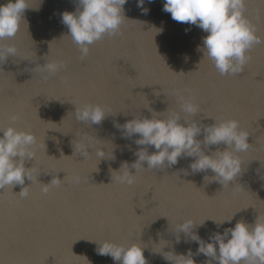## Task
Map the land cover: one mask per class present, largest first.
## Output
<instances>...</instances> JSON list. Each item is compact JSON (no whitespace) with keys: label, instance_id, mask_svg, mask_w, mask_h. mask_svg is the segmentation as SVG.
<instances>
[{"label":"water","instance_id":"95a60500","mask_svg":"<svg viewBox=\"0 0 264 264\" xmlns=\"http://www.w3.org/2000/svg\"><path fill=\"white\" fill-rule=\"evenodd\" d=\"M28 5L15 38L0 42L18 50L17 57L0 65V127L35 135V160L24 166L33 169L36 180L0 189V264H119L97 254L104 241L140 244L147 264H172L156 252L179 255L198 248L183 233L175 243V227L185 219L201 223L232 217L219 227L208 220L194 228L205 242L239 221L253 226L257 217L264 219V42L247 53L251 59L243 72L221 76L201 50L207 33L174 21L163 11L164 0H145L147 14L137 0H128L121 34L91 45L82 60L60 22L61 13L76 10L77 0H28ZM244 16L264 41V0H246ZM53 61L65 67L46 81L41 76L47 73L24 71ZM176 94L199 105L193 120L200 124L237 120L249 134L250 148L238 154L242 171L229 187L212 180L210 169L193 172L189 166L195 158L183 155L162 170L135 173L129 167L135 174L132 185L115 179L113 171L135 162L139 148L155 151L134 143L139 134L125 138L116 126L133 114L151 119L156 113L180 112ZM85 104L106 109L101 124L88 127L75 120V106ZM14 114L19 116L15 123L9 119ZM85 133L99 139L105 159L75 154ZM203 135L202 130L196 139ZM225 148L201 145L206 155ZM55 176L64 180L48 185ZM73 176L80 182H72ZM22 187H28L26 198L19 196ZM193 259L195 264L210 260L203 254Z\"/></svg>","mask_w":264,"mask_h":264},{"label":"clouds","instance_id":"9594fccd","mask_svg":"<svg viewBox=\"0 0 264 264\" xmlns=\"http://www.w3.org/2000/svg\"><path fill=\"white\" fill-rule=\"evenodd\" d=\"M127 2L128 0H77L74 12L61 13L60 22L68 29L66 36L70 37L82 60L88 56L91 45L105 36L111 38L121 34V26L126 20L123 6ZM147 2L152 3L153 0ZM144 3L145 0H137V7L141 9L142 14H147L149 10L143 7ZM245 5L246 0H164L163 11L170 13L174 21L195 25L207 33L202 39L201 50L204 56L221 76L238 75L251 59L247 53L253 46L264 42L256 35L255 26L244 16ZM26 9H30L28 0H7L0 3V42L15 38ZM17 55L18 50L14 45L0 43V65L9 56ZM64 67L63 61H53L45 63L43 67L25 68L24 71L47 73L41 76V79L46 81L49 76ZM176 95L180 112L171 113L166 117L163 113H156V116L152 114L151 119L139 118L137 114H133V119L116 126L122 130L125 138L139 134L140 138L134 143L138 146H152L155 151L148 154L146 147L139 148L134 153L137 157L135 162L130 166L124 163L118 172L113 171L118 173L115 179L121 184L132 185L135 182V174H130L129 167L135 169V173L142 169L162 170L165 164L168 167L176 165L178 158L183 155L195 158L189 166L193 172L210 169L214 173L212 180L217 181L223 188L229 187V183L242 171V161L238 154L250 148L247 143L249 134L240 130L237 120L215 121L211 126L200 124L199 121L193 120V117L200 113L199 105L194 104L191 99ZM180 113H184L188 118H182ZM74 115L78 123L82 122L83 125L91 127L93 124H101L107 114L101 105L85 104L75 106ZM9 119L15 123L19 116L14 114ZM181 119L184 124L179 123ZM202 130L203 139H196ZM0 133V189L23 186L25 178L32 182L36 180L32 175L33 169H26L24 166L26 160H35V135L14 127H0ZM97 141L99 139L85 133L75 145V154L87 159L95 153L99 161L105 159V151ZM202 144L205 149L220 144L226 148L224 151L217 150L206 155L201 149ZM89 149L92 151L89 152ZM144 163L147 168L143 167ZM63 180L55 176L48 185L59 186ZM71 180L74 183L80 182L78 176H73ZM48 185L42 189L45 194L49 191ZM27 189L28 187H22L19 192L21 198L28 196ZM231 219L232 217L219 222L205 219L201 223L185 219L175 227V243L181 242L180 233H183L188 237V241L198 245L196 252L193 253L189 249L186 254L178 255L173 251L162 252L161 249L156 253L172 264H195L193 257L200 254L210 258L205 264H211V261H217L218 264H264V219L257 217L253 226L239 221L233 228L225 229L223 234L214 233L209 237L211 242L203 241L193 231L208 220L219 227ZM96 251L98 255L109 256L119 264H147L143 254L144 247L137 243L125 247L104 241L98 244Z\"/></svg>","mask_w":264,"mask_h":264},{"label":"rangeland","instance_id":"374dc122","mask_svg":"<svg viewBox=\"0 0 264 264\" xmlns=\"http://www.w3.org/2000/svg\"><path fill=\"white\" fill-rule=\"evenodd\" d=\"M0 2H1V0H0Z\"/></svg>","mask_w":264,"mask_h":264}]
</instances>
